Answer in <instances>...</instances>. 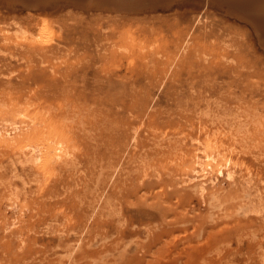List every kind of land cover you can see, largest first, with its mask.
<instances>
[{"label": "rangeland", "instance_id": "374dc122", "mask_svg": "<svg viewBox=\"0 0 264 264\" xmlns=\"http://www.w3.org/2000/svg\"><path fill=\"white\" fill-rule=\"evenodd\" d=\"M215 1L0 3V264H264V47Z\"/></svg>", "mask_w": 264, "mask_h": 264}, {"label": "bare ground", "instance_id": "6f19581e", "mask_svg": "<svg viewBox=\"0 0 264 264\" xmlns=\"http://www.w3.org/2000/svg\"><path fill=\"white\" fill-rule=\"evenodd\" d=\"M177 1L180 0H0V3L3 4V6L6 4L9 6L19 4L18 6L21 7L37 8H61L71 6L73 8H79L84 12L94 10L104 15L111 14L108 12H116L114 13L115 15L124 16L128 15L127 13L156 12L158 9L172 7ZM208 1H210V3L217 2L215 0ZM219 2L222 3L219 4L226 13H230L251 25L259 44L264 47V0H230L231 4L229 2L225 4L224 0H219ZM17 29L16 31L19 32ZM111 156L109 157L111 158Z\"/></svg>", "mask_w": 264, "mask_h": 264}]
</instances>
